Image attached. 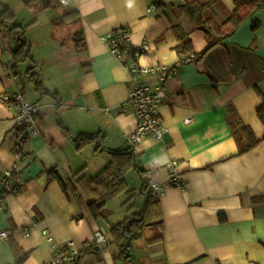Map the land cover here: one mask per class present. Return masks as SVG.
<instances>
[{"label":"crops","instance_id":"crops-1","mask_svg":"<svg viewBox=\"0 0 264 264\" xmlns=\"http://www.w3.org/2000/svg\"><path fill=\"white\" fill-rule=\"evenodd\" d=\"M7 1L11 6L13 0ZM60 1L51 0L43 14L53 29L74 25V56L62 55L65 43L54 39L51 30L43 41L49 65L42 67L31 53L33 61L20 65L15 74L5 69L8 62L12 67V56L3 53L10 37L0 32V93L21 90L39 105L42 133L28 143V156L20 165L23 186L9 196L7 210H0V234L8 233L6 239L0 237V264H16L11 242L30 253L22 264H52L53 245L69 242L87 252L75 264H126L112 243L102 245L99 252H88L95 233L108 234L124 221L111 223L106 209V218L96 219L76 175L82 172L93 179L109 165L110 151L127 149L135 154L136 168L144 175L130 172L138 179L141 197L138 187L128 185L123 205L132 195L136 198L124 210L125 221L133 213L129 209L134 205L136 210L143 209L149 197V189L142 192L150 184L147 173L155 182L167 184L170 164L177 161L176 170L185 185L184 190L168 186L159 198L164 239L147 242V249H141L145 253L140 256L148 258L149 264H264V203L253 202L264 198V122L258 117L259 92H264V8L201 56L207 41L204 33L191 30L185 15L177 10L184 0H165L167 6H156L153 12L150 0H72L70 7ZM234 8L235 0H219L214 10L223 21ZM60 19L64 22L54 24ZM256 23L259 27L253 31ZM174 25L190 33L199 56L195 64L180 65L175 50L178 41L171 30ZM118 27L131 32L133 47L148 43L149 50L139 58L142 66L162 64L177 69L165 85L166 97L158 111L168 129L161 142L147 138L134 147L128 143L137 127V118L126 105L132 76L103 42ZM79 34L84 40L81 50L74 41ZM25 38L30 44L26 34ZM134 58L131 51L123 61ZM32 67L40 90L36 80L25 74ZM145 81L152 88L158 85L154 75ZM230 107L261 141L243 155L227 122ZM186 120L191 121L187 124ZM15 128V113L0 101V193L2 174L15 160ZM99 132L106 136L101 151L96 152L95 146L77 149L74 137ZM134 244L133 264L138 260Z\"/></svg>","mask_w":264,"mask_h":264},{"label":"trees","instance_id":"trees-1","mask_svg":"<svg viewBox=\"0 0 264 264\" xmlns=\"http://www.w3.org/2000/svg\"><path fill=\"white\" fill-rule=\"evenodd\" d=\"M35 1L44 9L49 8L51 5V0ZM150 1L153 5L157 6V8L167 6L165 0ZM218 2L219 0H184V3L177 8L179 13L185 15L187 18L192 31L204 33L207 46L201 53V56L234 35L242 24L254 12L262 9L261 6L264 5V0H235V8L231 16L221 21L218 19L214 10ZM67 16L69 15H66L64 18ZM62 22H64V19L54 21V24ZM258 27L259 25L256 23L253 27V31H256ZM171 30L178 41L175 50L181 59L197 55L190 33L186 32L180 25L172 26ZM2 31L10 37L9 49L12 53L11 69L17 74L20 65L28 60L33 61L31 55L32 50L31 45L25 38L26 27L17 24L15 15L6 6H2V12L0 13V32ZM19 38L21 39L17 42ZM74 41L78 49L81 50L80 42L82 41L83 44V36L79 34ZM25 74L36 80L37 89L40 90L41 82L37 80L38 74L35 72V68L32 67L27 69ZM259 94L262 97V103L258 108V117L264 122V92H259ZM227 122L237 143L239 155L250 152L260 144L261 141L256 138L252 129L241 121L236 110L232 107L229 108ZM74 141L77 144L78 150L95 146L96 152H99L106 143V136L102 132L93 135L81 134L74 137ZM109 156V165L93 179L86 178L82 175V172L76 175L78 185L88 198V208L96 219H105L107 204L111 200L129 192L128 183L125 178L127 173L135 170L141 178H143L144 175L143 172L137 170L136 156L131 149L110 151ZM60 183L64 189H66L65 183L62 180H60ZM148 186L147 188H143L142 192L146 193V191H148L147 189H149ZM135 198L136 195H132L127 203L132 202ZM253 202L255 204L264 203V198L254 199ZM132 210L133 213L129 219L111 228L108 233V243H112L116 246L119 251V259H122L126 264L134 263L132 256H130V254L133 253V247L127 245L128 240L131 239V244H133L137 239L142 238L145 228L157 227L160 229V234L149 240V244L158 243L164 239L161 205L159 199L155 198L152 192H150L143 209H141V214H137L135 205L129 209L130 212ZM141 217H143V220L139 222ZM130 220H132V223L130 227L127 228L126 224ZM11 248L16 264L24 263L30 256V253L24 252L14 242H11Z\"/></svg>","mask_w":264,"mask_h":264},{"label":"built area","instance_id":"built-area-1","mask_svg":"<svg viewBox=\"0 0 264 264\" xmlns=\"http://www.w3.org/2000/svg\"><path fill=\"white\" fill-rule=\"evenodd\" d=\"M61 4L65 7H70L73 4L72 0H61ZM156 10V6L150 7V12ZM109 52L129 71L132 76V84L129 92V97L126 105L129 106L137 118L136 130L128 136V143L131 147L141 144L147 138H152L155 142H161L168 129L164 127L159 119V107L166 97L165 85L172 80L177 72L176 67L167 65H156L153 67H144L140 64L139 58L149 50V45L144 42L138 47H133L131 32L125 27H118L105 38H103ZM133 51L134 59L125 62L123 61L128 52ZM4 56L11 57L12 53L9 48L4 49ZM199 59L198 55L184 57L180 61V65L195 64ZM5 69L11 71L10 62L5 65ZM264 74V64H263ZM154 75L158 80V85L152 88L146 83L147 76ZM264 83V82H263ZM0 101L10 110L15 113L16 128L15 137L16 144L14 146L15 160L11 168L5 170L2 174V189L0 193V210H7V199L18 188L23 186V172L20 165L28 156V143L42 136L41 129L38 125V114L40 106L32 103L26 96L17 90L12 94L0 93ZM126 112L127 109L123 108ZM191 120H186L189 124ZM177 161L170 164V179L167 184L155 182L152 179V174L147 173L150 179L149 190L155 198H160L164 190L168 186L178 187L181 190L185 189L182 177L178 174L176 167ZM27 234L29 230L27 229ZM43 235L46 239L53 243V238L47 230H44ZM2 239L8 237L7 232L0 234ZM108 243V234L97 232L94 234L92 248L88 252H99L101 246ZM87 252L80 251L75 242H69L64 246L53 245V260L52 264H75Z\"/></svg>","mask_w":264,"mask_h":264},{"label":"rangeland","instance_id":"rangeland-1","mask_svg":"<svg viewBox=\"0 0 264 264\" xmlns=\"http://www.w3.org/2000/svg\"><path fill=\"white\" fill-rule=\"evenodd\" d=\"M0 8L2 9V6L8 7L11 12L15 15V19L18 25H21L23 27H26V37L31 39V48L33 50L31 51L32 55L36 57V61H40L42 64V67H45L49 65L47 63V59L44 58L46 55V52L43 48L44 47V38L46 35H48L49 31L53 30V38L62 40L65 45L62 46L65 49L63 51L64 56L69 55L74 56L76 51L73 50L75 48L73 39L75 37V28L73 24H67L62 27L52 28L48 25V19L46 18V15L43 14V8L42 6L35 0L25 1V0H13L9 1L11 6H8L6 4L7 0H0ZM3 2V3H2ZM2 5V6H1ZM36 25V26H35ZM3 36H5V32H1ZM62 53V52H61ZM68 56V57H69ZM12 61V60H11ZM51 63V61H50ZM131 172V171H130ZM129 172V173H130ZM125 176L126 181L128 182V185L130 189L137 188L138 194L140 195V185L137 186L136 184L138 181L136 175H131V173ZM141 197V195H140ZM127 198V195L124 193L121 196L111 200L106 207L107 210V220L111 223H117L119 221H125L126 219V209L130 207L133 203H127V206H124L123 203L124 200ZM159 229L157 227H147L143 231V237L140 239H137L135 241V247L136 251L138 252L135 256L137 262L135 264H149L150 261L146 257H141V254H144L145 252L141 253V249H147V242L156 236L159 235Z\"/></svg>","mask_w":264,"mask_h":264},{"label":"water","instance_id":"water-1","mask_svg":"<svg viewBox=\"0 0 264 264\" xmlns=\"http://www.w3.org/2000/svg\"><path fill=\"white\" fill-rule=\"evenodd\" d=\"M25 1H30V0H25ZM261 8H264V5H262ZM20 39H21V38H19V39L17 40V42L20 41ZM149 192H150V190H149ZM137 214H141V210H137ZM142 220H143V217H141V218L139 219V222H141ZM131 223H132V220H130V221L126 224V227L129 228L130 225H131ZM127 245L133 247V244H131V239L128 240ZM125 250H126V249H125ZM130 256H133V253H131Z\"/></svg>","mask_w":264,"mask_h":264}]
</instances>
